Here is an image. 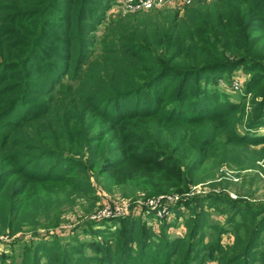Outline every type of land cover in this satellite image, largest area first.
Segmentation results:
<instances>
[{
  "label": "trees",
  "instance_id": "16d2710c",
  "mask_svg": "<svg viewBox=\"0 0 264 264\" xmlns=\"http://www.w3.org/2000/svg\"><path fill=\"white\" fill-rule=\"evenodd\" d=\"M117 3L0 0L1 236L41 223L58 227L63 196L97 201L94 170L99 177L128 166L151 169L180 180L188 193L206 182L200 168L215 145L247 151L255 138L239 125H264V0H194L109 18ZM238 67L251 78L237 100H228L219 80ZM48 183L64 194L24 199ZM189 199L195 217L176 211L185 234L174 233L178 220H142L137 205L120 224H81L90 236L84 240L36 235L20 254H0V264H204L208 245L204 233L197 240L205 229L198 216L207 217L208 199L223 209L233 200ZM258 211L249 221L228 218L238 234L226 248L214 241L219 264H264Z\"/></svg>",
  "mask_w": 264,
  "mask_h": 264
},
{
  "label": "rangeland",
  "instance_id": "374dc122",
  "mask_svg": "<svg viewBox=\"0 0 264 264\" xmlns=\"http://www.w3.org/2000/svg\"><path fill=\"white\" fill-rule=\"evenodd\" d=\"M143 12H137V15H142ZM120 14L124 15L125 13L117 5L108 13V17L113 18ZM98 33L99 37L102 36V29ZM250 78L251 75L245 67H238L226 71L219 80L218 86L227 92L228 100L234 101L243 94L246 82ZM235 82H241L242 87L234 88ZM252 98L253 96L249 95L248 106L251 104ZM256 99L259 100L261 97L258 96ZM248 126L249 121L246 119L238 129L241 133H249L252 138H255L252 143L254 145H251L247 151H244L243 146L231 148L225 144L215 145L210 151L207 162L200 168V173H204L206 176V182L192 185L188 193L183 191L180 180L171 181L162 173L151 169L128 166L99 177L98 170H94L91 172V176L97 185V201L91 198H77L75 195L71 199L66 196L61 197L62 222L58 227L45 228L41 223L37 225L36 231L20 232L16 236L8 238L0 235V254H20L24 244L31 243V239H38L36 235L44 240L54 241V233L59 232L57 234L63 242L70 238L84 240L90 236L82 231L81 224L96 223L103 228L105 219L120 224L118 218L128 216L132 207L135 208L137 205L145 208L142 207L144 210L140 216L142 220L148 221L149 224H155L158 217L171 221L178 220L177 227L173 231L185 234L187 230L186 216L194 215L195 217L197 215L188 209L190 206H196V203L189 198L201 196L208 199V196L214 194L222 198L229 197L233 203L225 205L227 209H223V207L217 208V206L224 203L216 202L213 199L207 200V217L198 216L201 225L205 223V229L200 228L197 240L202 238L203 233L205 234L201 241L208 245L207 259L204 264H219L218 253L213 246L215 245L214 241L219 239L226 248L234 244L235 236L238 234L236 226L231 224L228 218L236 216L238 220L249 221L254 216L253 210H259L258 218L264 217V158L257 160L254 154H250L251 150L264 153L262 150L264 149V125L260 124L258 128L253 129ZM55 193L64 194L60 185L55 183L36 184L35 187L28 190L24 199L29 201L35 194L50 195ZM211 201L213 202L211 203ZM58 204L56 202L54 206ZM176 211L184 212L185 218L178 217ZM220 226H224L226 229L223 233ZM195 247L201 255L204 254L203 247L199 245H195ZM17 258L20 257L17 256Z\"/></svg>",
  "mask_w": 264,
  "mask_h": 264
},
{
  "label": "built area",
  "instance_id": "2783aa9c",
  "mask_svg": "<svg viewBox=\"0 0 264 264\" xmlns=\"http://www.w3.org/2000/svg\"><path fill=\"white\" fill-rule=\"evenodd\" d=\"M193 1L194 0H118L117 5L122 12H138L166 6L184 7L191 5ZM241 87V82L234 83V88L240 89ZM122 207L124 208V206Z\"/></svg>",
  "mask_w": 264,
  "mask_h": 264
}]
</instances>
